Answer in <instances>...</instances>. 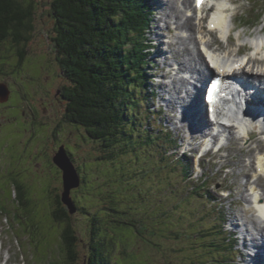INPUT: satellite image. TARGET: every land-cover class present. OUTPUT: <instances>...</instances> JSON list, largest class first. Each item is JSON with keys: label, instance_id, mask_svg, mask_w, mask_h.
Listing matches in <instances>:
<instances>
[{"label": "rangeland", "instance_id": "rangeland-1", "mask_svg": "<svg viewBox=\"0 0 264 264\" xmlns=\"http://www.w3.org/2000/svg\"><path fill=\"white\" fill-rule=\"evenodd\" d=\"M51 1H32L36 11L31 38L18 46L19 52L8 39L0 41V85L5 84L9 90L8 101L0 103V207H4L0 208V264H5L8 259H11L9 264H63L64 257L59 252L62 227L52 220L55 212L59 216H67L72 224L71 228L76 234L74 264H83L91 242L90 218L105 216L111 220L114 213L102 196L107 197L108 192L118 190L121 193L115 194L116 201L123 199L122 194L126 190L121 181L125 172L127 189L134 186L133 192L143 198L134 200L125 197V203L118 202L119 212L136 225L132 227L133 230L116 228L112 232L110 229L108 236L114 234L118 237L111 264L239 262L237 242H234V236L228 230L230 220L237 214L235 211L239 212L242 208L237 203L238 192L235 188L240 189V182L245 179L241 176L225 178L224 171L229 167L219 173L218 159L212 162V155L205 158L201 168L197 162L199 153H181L185 158L178 163L173 162L176 154L174 147L180 146V134L183 136L184 132L174 131V127L167 124L164 110L167 108L160 101V96L156 98V93L160 95L169 87L165 82L163 89L159 87L157 75L161 73L163 57H156L160 50L167 47L156 41L166 6L163 4L159 7L155 3L151 27L145 37L146 42H155L156 50L146 60L144 93L140 90L143 93V106L137 117V131L147 126L157 138V147L149 150L137 141L139 147L136 146V151L120 158V164L125 166L124 174L112 179L120 166L112 167L109 173L106 167L109 163L100 160L104 155V144L91 140L84 128L73 126L64 119L65 105L62 104L65 103L61 100L69 82L58 65L57 51L52 41L55 20L50 9ZM238 1H235L231 15H236L237 22V15L242 17L248 11L251 23L250 27H240V31H234V36L237 41L245 33L255 38L264 26V0H242L236 13L234 6ZM148 2V6H151V1ZM257 17L262 18L261 21ZM244 20L248 18L243 19V23ZM169 28L174 29V26L170 25ZM166 35H169L167 43L173 33L168 30ZM217 39L219 43L223 41L222 38ZM233 41L232 48H228L227 52L233 58H238L237 51L240 47L244 48L243 43L250 39H244L241 45ZM20 52L26 53L22 63L19 62ZM170 116L173 117V114L169 113ZM166 133L176 142V146L168 144ZM61 146L73 159L82 180L81 186L71 192L77 208L70 215L66 214V205L57 203L63 191V181L62 172L53 163V157ZM239 147L243 146L239 143ZM130 148L129 151H133V147ZM240 156L241 153L232 151L230 159L236 162ZM248 158H242L246 165L250 162ZM190 164H193L192 172L188 169ZM183 167L186 168L183 170ZM252 171L253 168L245 170L250 180ZM185 173L190 180L184 178ZM15 184L24 186V198L30 202L28 207L22 209L18 206ZM226 186L233 196L223 199V195L219 197L217 193ZM110 199L114 200L112 196L107 197L108 201ZM127 206L133 208L125 213ZM1 209L5 212L1 213ZM98 225L99 222L96 229ZM138 225L142 226L138 228Z\"/></svg>", "mask_w": 264, "mask_h": 264}, {"label": "trees", "instance_id": "trees-1", "mask_svg": "<svg viewBox=\"0 0 264 264\" xmlns=\"http://www.w3.org/2000/svg\"><path fill=\"white\" fill-rule=\"evenodd\" d=\"M32 1L0 0V41L8 39L16 45L18 52V46L31 38L36 11ZM50 9L55 20L52 41L57 51V62L69 82L63 95L64 119L73 126L84 128L91 140L104 144V155L100 160L109 163L106 165L109 173L112 167L120 166L119 174L112 178L116 179L125 172L120 158L136 151V146L139 147L137 141L149 150L157 147V138L147 126L137 131L147 71L144 38L151 22L146 1L52 0ZM25 55V52L18 53L20 63L24 62ZM130 147L133 151H129ZM126 177L125 172L121 181L126 190L122 200L116 201L115 196L121 191L108 192V195L102 191L107 197H113L114 200L108 201L106 196H102L109 202V210L118 216L112 214L111 220L101 216L98 217L100 221L95 216L90 218L91 242L83 264L113 263L112 254L118 237L114 234L108 236L110 229L112 232L116 228L133 230L136 225L134 221L125 219L118 209V202L125 203V197L143 198L136 196L134 186L127 189ZM15 187L18 206L22 209L28 207L30 202L24 198V186L15 184ZM57 199V203H62L59 197ZM74 206L77 208L76 204ZM132 208L127 206L125 213ZM1 212L5 211L1 209ZM66 214L70 215L68 210ZM52 216V220L62 227L59 251L64 257L62 263L74 264L76 234L72 224L65 215L59 216L55 212Z\"/></svg>", "mask_w": 264, "mask_h": 264}, {"label": "bare ground", "instance_id": "bare-ground-1", "mask_svg": "<svg viewBox=\"0 0 264 264\" xmlns=\"http://www.w3.org/2000/svg\"><path fill=\"white\" fill-rule=\"evenodd\" d=\"M150 1L153 5H151L153 9H155V3H157L159 7L163 4L166 6L164 15L160 20L161 24L158 27L160 33H156V41H158L159 45L167 47L166 49L164 48V50H160L156 57H163V75L160 77L162 80L158 83L159 87L162 88L164 82L169 87L164 91L160 89L162 93H160V95L156 93V98L159 99L160 96V101L168 110L167 111L164 109V106L161 107L160 105V108L166 111L167 124L172 125L174 131L182 130L184 132L183 136L180 134L181 142L179 148L184 151L196 152L202 149L204 141L207 140L213 130L212 128H214V124L212 119L207 117L206 112H196L195 118L192 119L194 123L197 121L196 128L191 133H187L186 127H188V119L191 117L189 107L192 110V117L195 105L202 110V107L205 108L199 94L191 98L193 101L189 100L188 102L186 101V96L182 94L181 90L185 89L188 76H191L192 79L195 77L198 82H202L214 73L222 75L225 70L232 72L234 68L236 70L243 69L246 59L249 58L248 65L242 71L236 73L239 76L246 77L249 83L253 82L255 85L262 86V79H264V51H261L259 48L250 49L248 46H253L257 37L253 38L252 35L249 36L246 33L245 37H248L250 41L244 42V48L240 47L236 54V56L239 55L243 50L250 51L251 54L247 55L245 58H233L231 53L227 52V49L232 48L234 43L231 36L227 41L222 39V42L226 45H222L223 43L218 42L217 37L224 38L226 32L232 33L237 28V22L235 20L236 15H231L236 0H221L214 9V13L211 16V20L207 23L206 28H204L203 21L198 20H200V15H204L207 11L203 9L196 13L195 0L193 2L192 0H185L183 4L184 8L188 10V14L192 13V11L195 13V16L192 18H187V16L184 17V10L180 8L176 0ZM207 1L209 3L212 0ZM195 20H197L196 23ZM162 23L164 25H162ZM170 25L174 26V29H170ZM182 29L185 31H183V33L179 32ZM168 30L173 33V36L170 38V41L166 43L164 39L167 38L166 31ZM262 32H264V26L257 35H260ZM212 34H215L217 37H213ZM206 37L207 39L205 41ZM205 47L213 49L214 53L220 52L221 54H215L216 58L213 62L207 61L204 54ZM154 63H156L155 60ZM165 70L167 71L165 72ZM191 103L195 104L193 108L190 105ZM179 109L181 112L178 117L177 114H179ZM169 113L173 114V117H169ZM209 124L210 126L208 127ZM255 127L259 128L262 134H264V127L256 124ZM228 131V141L231 142V146H229L226 154H216L219 158L216 164H218L219 173H221V170L225 167L231 169L226 178L229 176H241L245 179L244 182H240V189L235 188L238 192L237 203L242 206V208H240L239 212L235 211L237 214H233L234 219L230 220V228L228 231L229 234L234 236V242H237L238 246L237 251L240 255V261L236 264H251L249 256L252 249L264 251V156L259 155L261 152H264V135L251 136V141L248 140L243 147H239L240 139L234 135L233 130L228 129L225 132ZM213 139L216 140L217 135L213 136ZM232 151L242 154L236 162L230 159ZM243 155L247 158L249 157L248 159L250 162L248 165H246L244 159H242L244 157ZM68 156L70 155L68 154ZM72 161L73 160H71V162ZM72 163L74 165V162ZM248 168L249 171L251 168H257V179L255 181H250L249 174L245 172ZM233 192L234 190H232V193ZM232 196L233 194L228 195L229 198ZM229 214H231V212H229ZM251 246H254V248H251ZM10 262L11 259H8L5 264H9Z\"/></svg>", "mask_w": 264, "mask_h": 264}, {"label": "water", "instance_id": "water-1", "mask_svg": "<svg viewBox=\"0 0 264 264\" xmlns=\"http://www.w3.org/2000/svg\"><path fill=\"white\" fill-rule=\"evenodd\" d=\"M9 98V90L5 84L0 85V103H5ZM53 163L62 172L63 191L61 202L67 206L70 214L75 213V206L71 198V192L81 186V178L66 150L61 146L53 157Z\"/></svg>", "mask_w": 264, "mask_h": 264}, {"label": "snow or ice", "instance_id": "snow-or-ice-1", "mask_svg": "<svg viewBox=\"0 0 264 264\" xmlns=\"http://www.w3.org/2000/svg\"><path fill=\"white\" fill-rule=\"evenodd\" d=\"M201 3H202V0H197V6H200Z\"/></svg>", "mask_w": 264, "mask_h": 264}, {"label": "flooded vegetation", "instance_id": "flooded-vegetation-1", "mask_svg": "<svg viewBox=\"0 0 264 264\" xmlns=\"http://www.w3.org/2000/svg\"><path fill=\"white\" fill-rule=\"evenodd\" d=\"M63 99H64V98H63ZM63 99H62L61 101H63V102L65 103V100H63ZM62 105H65V104H62ZM0 124H1V123H0Z\"/></svg>", "mask_w": 264, "mask_h": 264}]
</instances>
